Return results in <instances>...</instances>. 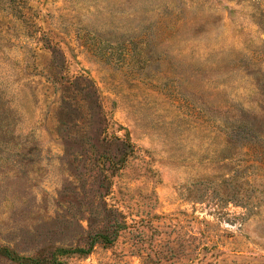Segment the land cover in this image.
<instances>
[{
	"label": "rangeland",
	"instance_id": "374dc122",
	"mask_svg": "<svg viewBox=\"0 0 264 264\" xmlns=\"http://www.w3.org/2000/svg\"><path fill=\"white\" fill-rule=\"evenodd\" d=\"M0 264H264V0H0Z\"/></svg>",
	"mask_w": 264,
	"mask_h": 264
},
{
	"label": "trees",
	"instance_id": "16d2710c",
	"mask_svg": "<svg viewBox=\"0 0 264 264\" xmlns=\"http://www.w3.org/2000/svg\"><path fill=\"white\" fill-rule=\"evenodd\" d=\"M3 251V252H6L9 256L11 257H16L17 259H21V260H27L29 259L28 257L26 256H22L21 254H18L17 251L15 250H12L11 248L7 247V246H0V252ZM32 260L35 261V264H38L37 261L41 260L39 259V257H35L33 258Z\"/></svg>",
	"mask_w": 264,
	"mask_h": 264
}]
</instances>
